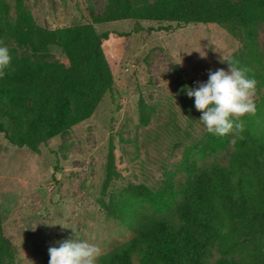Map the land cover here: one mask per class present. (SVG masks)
I'll return each instance as SVG.
<instances>
[{"label": "trees", "instance_id": "16d2710c", "mask_svg": "<svg viewBox=\"0 0 264 264\" xmlns=\"http://www.w3.org/2000/svg\"><path fill=\"white\" fill-rule=\"evenodd\" d=\"M128 19L216 24L253 40L257 25H264V0H108L91 22L58 28L38 24L24 0H15L13 19L8 1L0 0V43L11 55L0 77V133L10 144L38 153L41 144L94 114L114 90L103 49L110 31L100 33L96 25ZM51 46L62 49L68 65L50 57ZM247 51L232 57L256 80V111L240 117L244 126L234 141L232 133L207 132L186 147L179 169L184 178L167 172L161 189L130 184L117 197L102 198L106 214L129 221L132 235L96 264H205L215 253L216 264H264V74L252 68L263 57ZM139 116L142 125L149 123L142 96ZM221 152H228L226 163L205 162ZM117 176L110 143L103 196ZM14 255L0 213V264H13Z\"/></svg>", "mask_w": 264, "mask_h": 264}, {"label": "rangeland", "instance_id": "374dc122", "mask_svg": "<svg viewBox=\"0 0 264 264\" xmlns=\"http://www.w3.org/2000/svg\"><path fill=\"white\" fill-rule=\"evenodd\" d=\"M7 1L14 19L15 0ZM24 4L38 24L58 28L91 22V14L102 15L108 0H24ZM165 26L170 29H160ZM96 29L110 31L103 49L114 90L94 114L41 144L38 153L10 144L0 133V213L3 235L15 252L13 264H48L49 245L74 236L95 243L100 254L127 241L132 235L130 222L109 217L102 198L117 197L130 184L161 189L167 172L175 174V180L184 178L179 169L186 147L207 133L194 98L183 86L206 81L209 70L227 69L221 59L248 48L263 57L252 68L264 74L263 24L257 25L253 40L241 30L202 23L128 19L97 24ZM50 57L69 64L60 47L51 46ZM141 96L147 104V125L140 123ZM257 98L254 92V103ZM231 136L234 141L235 134ZM110 143L118 176L103 196ZM194 158L202 162L198 155ZM227 158L228 152H221L205 162L223 164ZM217 257V253L207 257L205 264H216Z\"/></svg>", "mask_w": 264, "mask_h": 264}, {"label": "clouds", "instance_id": "9594fccd", "mask_svg": "<svg viewBox=\"0 0 264 264\" xmlns=\"http://www.w3.org/2000/svg\"><path fill=\"white\" fill-rule=\"evenodd\" d=\"M9 48L0 43V77L9 68ZM227 69L209 70L206 81H196L195 86H183V91L194 98V107L200 112L199 121L208 133L224 136L240 132V117L256 111L253 94L256 80L247 66L232 56L221 59ZM48 264H96L100 248L88 239L67 238L49 245Z\"/></svg>", "mask_w": 264, "mask_h": 264}]
</instances>
